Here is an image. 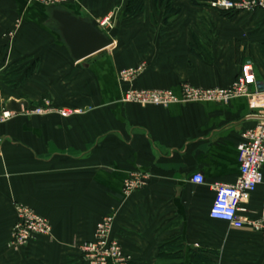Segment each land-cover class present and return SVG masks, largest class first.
Masks as SVG:
<instances>
[{
  "label": "crops",
  "instance_id": "obj_1",
  "mask_svg": "<svg viewBox=\"0 0 264 264\" xmlns=\"http://www.w3.org/2000/svg\"><path fill=\"white\" fill-rule=\"evenodd\" d=\"M122 2L57 5L97 21L115 40L74 62L49 24L44 11L49 6L0 0V34L18 31L13 43L0 39V264H85L80 245L91 241L97 224L112 213L117 215L113 238L130 264H156L160 245L172 233L186 253L197 251L203 243L194 227L210 223L226 226L225 232L210 233L211 243L233 251L234 261L229 256L220 264H264L261 235L209 217L215 185L233 184L239 176L238 147L243 133L262 122L264 95L221 105L122 101L131 87L177 94L184 83L227 88L245 63H252L263 80L264 11L233 12L229 18L188 0H171L180 11L173 14L161 0H146L142 13L124 20ZM206 45L209 62L192 51ZM141 65L145 68L132 84H121L123 70ZM44 100L55 111L34 115ZM62 109L72 115L62 117ZM6 111L14 117L1 121ZM133 173L146 175L148 182L126 197L124 183ZM198 174L205 184L194 183ZM263 201L264 181L243 203L244 215L258 220ZM16 205L33 209L52 226L49 237L33 241L19 255L11 249Z\"/></svg>",
  "mask_w": 264,
  "mask_h": 264
},
{
  "label": "built area",
  "instance_id": "obj_2",
  "mask_svg": "<svg viewBox=\"0 0 264 264\" xmlns=\"http://www.w3.org/2000/svg\"><path fill=\"white\" fill-rule=\"evenodd\" d=\"M46 6L62 5L69 1L77 0H33ZM224 7L225 11H264V0H221L212 4L218 10ZM108 24L105 20L102 25ZM141 70L131 68L119 74L121 84H132ZM264 95V79L258 80L252 63H245L240 70L238 78L227 88L203 89L184 83L180 93L173 90H138L129 88L124 91L122 101L141 106L168 107L176 104L212 103L228 104L234 99H251ZM44 106L32 111L34 115H44L55 111L50 106V101L44 100ZM59 114L69 118L72 113L60 110ZM14 117L10 111L2 114L1 121ZM262 122L242 135L238 147L240 160V173L233 184H217L214 187L215 198L209 211L212 220L228 224L232 229L243 230L247 227L262 236L264 241V201L261 216L258 220H251L244 214L247 209L243 203L257 191L264 181V115ZM194 183L203 185L205 179L198 174L193 178ZM148 182L146 175L133 173L124 183L123 193L126 197L145 187ZM15 223L12 234L11 247L13 251L20 252L33 241L44 239L52 234V226L48 219L38 215L33 209L25 205L14 207ZM117 221L116 213L104 217L96 226L93 239L84 242L79 249L85 264H130L131 259L125 253L122 244L113 238Z\"/></svg>",
  "mask_w": 264,
  "mask_h": 264
},
{
  "label": "water",
  "instance_id": "obj_3",
  "mask_svg": "<svg viewBox=\"0 0 264 264\" xmlns=\"http://www.w3.org/2000/svg\"><path fill=\"white\" fill-rule=\"evenodd\" d=\"M218 10L225 11V8L219 7ZM44 11L49 24L53 26L54 32L68 49L74 62L92 57L108 49L115 42L100 30L97 21L79 18L57 5L44 7Z\"/></svg>",
  "mask_w": 264,
  "mask_h": 264
},
{
  "label": "trees",
  "instance_id": "obj_4",
  "mask_svg": "<svg viewBox=\"0 0 264 264\" xmlns=\"http://www.w3.org/2000/svg\"><path fill=\"white\" fill-rule=\"evenodd\" d=\"M159 0H156V3ZM162 3L166 4V11L168 13L173 14H179V10H175L171 6V0H161ZM191 2L192 6L199 7V8H212V4L218 3L221 0H188ZM166 2V3H165ZM146 0H127L124 13H123V19L129 20L132 18L137 17L145 8ZM222 15L225 17L232 18L233 12L231 11H222ZM202 20V26L207 27L209 20H207L205 15L201 16ZM192 51L203 58L206 61L211 60L210 56V49L209 46L206 45L205 47H201L200 52L195 51V49H192ZM21 62L16 63V65H19ZM180 242V247H178L173 254L171 250V247L174 246L176 243L178 244ZM175 243V244H174ZM186 246L182 242L181 238L177 239L176 241H166L162 243L159 247L158 257H157V263L156 264H217L214 261L211 260L209 255L213 254L211 251L207 250H198V251H190V253H186Z\"/></svg>",
  "mask_w": 264,
  "mask_h": 264
},
{
  "label": "rangeland",
  "instance_id": "obj_5",
  "mask_svg": "<svg viewBox=\"0 0 264 264\" xmlns=\"http://www.w3.org/2000/svg\"><path fill=\"white\" fill-rule=\"evenodd\" d=\"M126 3H127V0H124V2H122L121 4H120V10H124L125 9V6H126ZM166 3V2H165ZM50 6H52V5H50ZM211 9H213V8H211ZM18 24V23H17ZM17 28H15L14 30H12V32L13 33H11V32H8V33H6V34H0V36H1V41H4V42H6V43H13V42H15V41H17V38H18V31L16 30ZM25 62H27V61H25ZM27 65H30V62L27 64ZM143 68H145V66H143V65H141V66H139V67H137V69H139V70H141L140 72H139V74H138V76L137 77H139V75L141 74V72H143ZM136 69V68H135ZM48 101H50V100H48ZM50 106L52 107L53 105H52V103H51V101H50ZM43 107H45V106H43ZM62 110H64V109H62ZM61 110V111H62ZM60 111V110H59ZM58 111V112H59ZM15 218V217H14ZM13 218V219H14ZM14 223H15V219H14ZM172 228H174V230H175V228L176 227H172ZM195 229H197L198 230V232H197V236H198V238H197V240H199V241H197V242H199V243H203V245H201V248H198V245L196 246V250L198 251V250H207V251H211L213 254H211V255H213V257L215 256L216 258H217V260L219 261V264H220V262L222 261V259H226V257H229V256H231V255H233V251H232V253H231V251H225V246H222L221 244L220 245H217V246H215V244L216 243H214V244H212L211 243V240H210V233L213 231L214 233H216V232H225V229H226V226L225 225H220V224H215V223H210L209 225H204V226H198V227H194ZM13 229H14V224H13ZM13 229H12V234H13ZM173 232V231H172ZM194 234V233H193ZM194 236H196L195 234H194ZM177 239H180L179 238V236L177 235V234H174V233H172L171 234V236L169 237V239L167 240V241H176ZM11 241H12V235H11ZM263 243H264V241H263ZM175 244V243H174ZM32 245V244H31ZM30 245V246H31ZM212 245H214V247L213 248H209V247H211ZM203 246V247H202ZM222 246V247H221ZM178 247H180V242H178V244L176 243L174 246H172L171 247V250H169L170 252L172 251V253L174 254L175 253V251H176V249L178 248ZM217 247V248H216ZM27 248V247H26ZM11 249H12V247H11ZM13 250V249H12ZM24 250V249H23ZM15 252V251H14ZM15 255H19V254H21V252H16V253H14ZM224 255H225V257H224ZM236 260H239V259H236ZM34 261V260H33ZM227 261V260H226ZM228 261L231 263L232 261H234V257H232L231 256V258H229L228 259ZM222 263V262H221Z\"/></svg>",
  "mask_w": 264,
  "mask_h": 264
}]
</instances>
